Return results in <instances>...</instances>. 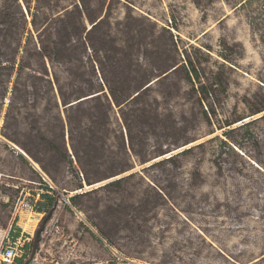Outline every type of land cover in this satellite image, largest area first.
I'll use <instances>...</instances> for the list:
<instances>
[{"label": "rangeland", "instance_id": "1", "mask_svg": "<svg viewBox=\"0 0 264 264\" xmlns=\"http://www.w3.org/2000/svg\"><path fill=\"white\" fill-rule=\"evenodd\" d=\"M85 1L106 16L109 65L127 61L134 77L147 76L150 61L176 57L182 66L150 77L141 106L153 112L132 128L133 146L113 103L106 148L130 165L114 175L83 174L58 130H43L48 143L37 144L38 128L56 123L42 102L33 118L7 124L0 82V247L30 237L17 264H264V110L254 113L264 102V0ZM130 23L142 37L126 34ZM100 35L71 62L51 65L67 90L100 81ZM128 43L131 53H121ZM193 66L217 95L205 102L210 120L188 99Z\"/></svg>", "mask_w": 264, "mask_h": 264}, {"label": "trees", "instance_id": "2", "mask_svg": "<svg viewBox=\"0 0 264 264\" xmlns=\"http://www.w3.org/2000/svg\"><path fill=\"white\" fill-rule=\"evenodd\" d=\"M51 1L36 0L35 5L32 6V0H24L26 5V11H24L20 0L4 2L0 0V47L2 48L0 49V76L3 78L0 80L1 92L5 97L10 96L6 123L18 122L22 113L26 120L33 118L30 109H35L42 102L46 111L52 108L55 110L56 123H50L46 129L38 128L35 135L38 145L45 146L48 143L46 138H44L45 142L42 141L43 130L52 132L55 129L63 137L68 135L73 154L83 174H88V168H95L96 171L103 168L111 175L124 172L130 169L129 161L116 157L106 148L107 132L104 126L111 117L113 103L120 107L121 117L118 121L125 127L129 136V145L133 146L135 135L132 128L142 124L153 112L141 106L151 86L149 85L150 77L156 73L168 76L170 73H175L182 65L176 57L163 59L157 64L150 61L152 69L147 76H130L132 69L127 61L120 59L114 62V65L108 63L110 59L106 55L108 51L106 38L109 34L102 30L106 23V16L103 17L102 11L94 14L89 10L85 0H80V3L74 0H63V5L59 4L62 0H55L58 4L53 5L57 10L51 13L50 10L53 9L50 5ZM193 1L203 5L204 0ZM250 2L251 0H241L239 4L241 7ZM86 20L91 22L89 29L86 27ZM99 29H101V35L98 37L99 49L105 53L104 58H106V60H98L100 81L95 79V81L87 82L86 87L67 90L60 83L58 75L51 71V65L54 66L56 62H71L80 46L86 48L94 46L92 35ZM261 33V39L264 42V27ZM126 34L131 38L142 37V30L136 29L130 23ZM131 47L132 45L128 43L120 49L121 53L124 49H128L131 53ZM93 57L91 55V59ZM187 79L192 85L188 95L189 101H195L201 105L202 113L207 120H210L209 113L213 107L207 106L205 102L212 96L216 104L217 95L212 92L215 90L213 85H206L199 81V69L195 66L188 70ZM195 79L200 82V85L197 86ZM132 84H135V91L131 88ZM263 110L264 102L254 109V113ZM172 116V112L166 114L167 120L170 121ZM166 127H168L167 124ZM190 149H185L176 155H173L171 150V156L167 160L175 161L177 155ZM85 179L89 184L92 183L86 177ZM122 179L111 183L119 184ZM76 196L72 197V200ZM43 198L51 197L45 193Z\"/></svg>", "mask_w": 264, "mask_h": 264}, {"label": "built area", "instance_id": "3", "mask_svg": "<svg viewBox=\"0 0 264 264\" xmlns=\"http://www.w3.org/2000/svg\"><path fill=\"white\" fill-rule=\"evenodd\" d=\"M7 239V244L0 247V264H17L18 258L22 257L25 254L27 240H30V237H26L22 240L19 239L11 240Z\"/></svg>", "mask_w": 264, "mask_h": 264}, {"label": "water", "instance_id": "4", "mask_svg": "<svg viewBox=\"0 0 264 264\" xmlns=\"http://www.w3.org/2000/svg\"><path fill=\"white\" fill-rule=\"evenodd\" d=\"M24 154V153H23Z\"/></svg>", "mask_w": 264, "mask_h": 264}]
</instances>
